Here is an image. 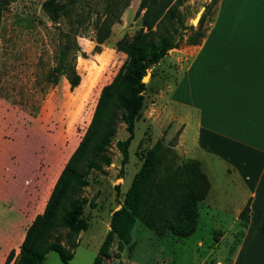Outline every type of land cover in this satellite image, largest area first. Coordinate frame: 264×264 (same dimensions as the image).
<instances>
[{"label":"rangeland","instance_id":"1","mask_svg":"<svg viewBox=\"0 0 264 264\" xmlns=\"http://www.w3.org/2000/svg\"><path fill=\"white\" fill-rule=\"evenodd\" d=\"M44 1L14 0L1 13L0 152L8 153L10 158L7 162L0 157V168L3 163L5 171L13 159L11 149L17 144H25L29 149L32 143L42 142L49 148L62 139L63 160L67 162L91 121L102 87L113 79L126 60V54L117 49L116 42L125 35L132 36L142 27L141 17L135 16L140 0H123L127 4L113 10L117 17L106 15L108 0H78L74 14L62 16L58 22L45 13ZM178 8L187 26L192 25V19L203 8V28L206 29L212 20L214 3L212 0H182ZM106 16L112 22L108 25V37L100 42L98 23ZM59 29L70 32L79 47L72 60L80 75V83L74 89H70L63 75L53 70L57 62ZM189 34L190 30H184L181 45L169 50L149 69L142 114L134 125L127 163L121 164L122 156L116 146L118 140L127 136L125 123L118 121L105 151L110 164L98 160L101 169H91L85 175L87 184L79 194L88 200L83 209L87 228L77 235L73 258L67 264L92 263L109 230L112 212L123 204L134 174L156 141L168 145L176 153L178 163L196 160L185 158L183 149L175 148L182 128L175 114H180V110L168 101L169 84L173 85L177 79L178 65L184 64V41ZM4 178L0 170V180ZM179 178L184 179V176ZM207 195L199 203L197 229L189 236L179 237L171 231L158 235L137 220L131 231V246L120 253L123 264H229L241 230H229L221 245L215 243L221 234L218 230L222 224L220 214L215 213L221 203L214 195ZM65 232L66 229L60 230L62 241H65ZM198 241L203 244L198 245ZM109 249L116 251V241ZM112 263L110 259L105 264ZM41 264L66 263L55 251H49Z\"/></svg>","mask_w":264,"mask_h":264},{"label":"crops","instance_id":"2","mask_svg":"<svg viewBox=\"0 0 264 264\" xmlns=\"http://www.w3.org/2000/svg\"><path fill=\"white\" fill-rule=\"evenodd\" d=\"M183 60L168 93L182 125L175 148L200 162L208 195L221 203L215 243L241 230L229 264H264V0H217L205 36L186 44ZM63 151L62 139L49 148L17 144L8 171L1 164L0 264L11 250L13 264L26 229L43 212L65 165ZM7 155L0 152L8 162Z\"/></svg>","mask_w":264,"mask_h":264},{"label":"trees","instance_id":"3","mask_svg":"<svg viewBox=\"0 0 264 264\" xmlns=\"http://www.w3.org/2000/svg\"><path fill=\"white\" fill-rule=\"evenodd\" d=\"M13 1L0 0V19L2 11ZM181 1L140 0L135 16L141 17L142 27L132 36L125 35L116 42L117 49L126 54V60L113 79L102 87L84 135L58 176L43 212L37 214L26 229L13 264H41L49 251H55L66 264L73 258L77 235L87 228L83 209L88 200L79 194L87 184L85 175L91 169H101L98 160L110 164L111 159L105 151L118 121L125 123L127 136L118 140L116 146L122 156L121 164L127 163L134 125L141 117L144 105L146 85L142 77L169 50L181 45L184 30H190L184 41L186 44L197 45L205 36V14L200 17L196 28L185 25L178 8ZM77 2L45 0L42 8L52 21L58 22L62 16L74 14ZM126 4L123 0H108L106 15L112 16L116 9ZM107 16L98 23L100 42L109 35L108 25L112 21ZM58 38L57 62L53 70L63 75L70 89H74L80 83V75L72 60L79 47L70 32L59 29ZM180 175L184 179H180ZM209 188V179L199 161L178 163L176 153L162 141H156L134 174L123 204L112 212L109 230L91 264H105L110 259H113L112 264H123L120 253L126 246H131V231L137 220L158 235L166 231L179 237L191 235L197 227L199 203ZM249 212L247 203L239 214L243 224L248 221ZM263 226L264 221L262 229ZM61 229H66L65 241L60 239ZM115 241L116 251L111 252L109 248ZM13 257L14 251L11 250L4 264H9Z\"/></svg>","mask_w":264,"mask_h":264},{"label":"water","instance_id":"4","mask_svg":"<svg viewBox=\"0 0 264 264\" xmlns=\"http://www.w3.org/2000/svg\"><path fill=\"white\" fill-rule=\"evenodd\" d=\"M202 11H203V8L200 9V10L196 13L195 17L192 19V26H197V25H198L199 19H200L201 15H202ZM149 76H150V71L148 70V71L146 72V74L142 77V82H143V83H146L147 80H148V77H149Z\"/></svg>","mask_w":264,"mask_h":264}]
</instances>
